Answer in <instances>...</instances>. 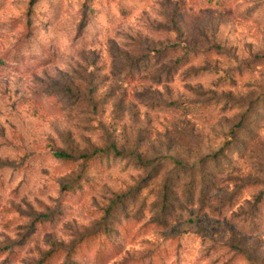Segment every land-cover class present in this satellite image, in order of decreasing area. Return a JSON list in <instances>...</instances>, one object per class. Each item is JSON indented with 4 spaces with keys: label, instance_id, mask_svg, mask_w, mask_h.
<instances>
[{
    "label": "rangeland",
    "instance_id": "1",
    "mask_svg": "<svg viewBox=\"0 0 264 264\" xmlns=\"http://www.w3.org/2000/svg\"><path fill=\"white\" fill-rule=\"evenodd\" d=\"M0 264H264V0H0Z\"/></svg>",
    "mask_w": 264,
    "mask_h": 264
},
{
    "label": "trees",
    "instance_id": "2",
    "mask_svg": "<svg viewBox=\"0 0 264 264\" xmlns=\"http://www.w3.org/2000/svg\"><path fill=\"white\" fill-rule=\"evenodd\" d=\"M36 0H32V3H34ZM243 127H245L242 122H240L237 127H236V130H238V132H240ZM221 152L222 150H220L218 153H216L215 155L211 156V157H206L204 159H202L200 162H198V165H200V168L201 166L204 167V166H208L210 164H216L217 165V162H218V157L221 155ZM110 154H113L115 158H125V155L123 154V152H121L120 150H118L117 148L115 147H112V149L108 148L106 150H96L95 152H93V154H90V155H83L81 157H74L73 155L71 154H68V153H65V152H57L55 155L57 158H60L62 160H65L67 162H75L76 160H82L83 163L87 164L88 162H104V160L106 158H108V156ZM137 160L139 163L141 164H149L150 162L149 161H146L144 158L138 156L137 157ZM161 160H171L173 161L174 165L177 167L178 170H183L184 173H187L188 176L190 177V183L193 185L195 180H197V176L199 177V180L202 182L205 178H209L211 180V175H205V171L202 172V174H199L198 173V167L196 166L197 164H191V165H186L185 163H183L182 161H180L179 159H176V158H163ZM161 160L160 162L158 163V165L161 163ZM197 175V176H196ZM170 180L168 182V185H166V188H165V195L164 197L165 198V207H170V203L174 202V200H170L171 196L175 195L174 193V183H176V179L173 178V177H170ZM198 180V181H199ZM197 181V183H199ZM72 191H74L76 188L74 187H71L70 188ZM188 191L191 193L193 191V193H195L196 191H194L192 189V187L190 189H188ZM177 194V193H176ZM187 200H190V202H192V196L191 197H187ZM76 247H78V245L76 244L73 248H70L68 250H65L64 252L66 253L67 252V258H70L71 256H73L74 254H77L78 251L80 250H77L76 251ZM51 255V254H50ZM53 255V254H52Z\"/></svg>",
    "mask_w": 264,
    "mask_h": 264
}]
</instances>
